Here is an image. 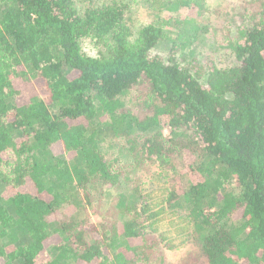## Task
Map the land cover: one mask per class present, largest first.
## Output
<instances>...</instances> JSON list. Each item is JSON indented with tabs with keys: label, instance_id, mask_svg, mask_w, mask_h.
<instances>
[{
	"label": "trees",
	"instance_id": "obj_1",
	"mask_svg": "<svg viewBox=\"0 0 264 264\" xmlns=\"http://www.w3.org/2000/svg\"><path fill=\"white\" fill-rule=\"evenodd\" d=\"M205 4L0 0V264H173L167 212L179 264H264V0Z\"/></svg>",
	"mask_w": 264,
	"mask_h": 264
},
{
	"label": "rangeland",
	"instance_id": "obj_2",
	"mask_svg": "<svg viewBox=\"0 0 264 264\" xmlns=\"http://www.w3.org/2000/svg\"><path fill=\"white\" fill-rule=\"evenodd\" d=\"M244 0H206L205 9L206 12H199L197 9L188 11H178L177 14H180L179 17L184 18L186 20L185 22L195 24V23H206L211 18H216L217 15L214 14V12H221L226 17H231L235 14L237 11L241 9L243 6L242 2ZM233 9V10H232ZM232 10V11H230ZM157 12L152 13L155 16ZM186 13V14H185ZM158 14V13H157ZM152 17L149 15L148 11H146L144 8L137 9L133 14V19L137 24H146L149 23L152 19ZM222 23V21H220ZM172 32L175 35L177 33L176 28L172 29ZM85 46V45H84ZM83 46V48H84ZM207 54L205 57V60L209 64V62H213L217 66H228L231 64V59L228 57V54H225L223 52H218L216 55L210 51L209 46H207ZM161 50H157V52H160ZM86 53V52H85ZM88 54V53H87ZM89 55V54H88ZM22 91V99L27 100L30 97L34 95L33 88L30 86H24L21 87ZM21 99V100H22ZM56 151H60V148H54ZM150 189H148V193L150 191V196L152 198V202L159 203L160 206L162 205L161 201L163 198L162 188L164 187L163 183H160L159 181L154 182ZM155 205V204H154ZM85 216H90L93 222L100 221L102 218L98 213H95V210L89 207L87 211H85L83 216H77V219H83ZM188 225L186 222V219L184 217V214L175 212V214H171L167 212L166 215H160L159 216V222L157 223L156 228L158 229L157 232L160 235H163L165 238V245H168L170 247V250L167 251L168 257L172 259V262L174 264H179L178 259H180L184 254H187L192 250V247L190 245V238L189 232H188Z\"/></svg>",
	"mask_w": 264,
	"mask_h": 264
},
{
	"label": "clouds",
	"instance_id": "obj_3",
	"mask_svg": "<svg viewBox=\"0 0 264 264\" xmlns=\"http://www.w3.org/2000/svg\"><path fill=\"white\" fill-rule=\"evenodd\" d=\"M83 51L88 53L90 56H95V51L93 49H91V47L86 43Z\"/></svg>",
	"mask_w": 264,
	"mask_h": 264
}]
</instances>
